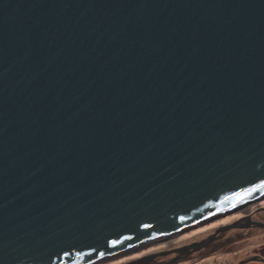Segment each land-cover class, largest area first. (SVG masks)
<instances>
[{
  "label": "water",
  "instance_id": "obj_1",
  "mask_svg": "<svg viewBox=\"0 0 264 264\" xmlns=\"http://www.w3.org/2000/svg\"><path fill=\"white\" fill-rule=\"evenodd\" d=\"M261 184L264 0H0V264L98 263Z\"/></svg>",
  "mask_w": 264,
  "mask_h": 264
},
{
  "label": "rangeland",
  "instance_id": "obj_2",
  "mask_svg": "<svg viewBox=\"0 0 264 264\" xmlns=\"http://www.w3.org/2000/svg\"><path fill=\"white\" fill-rule=\"evenodd\" d=\"M258 208L254 210L256 212L260 207L264 206V200L260 204L256 205ZM244 208V207H243ZM241 208V209H243ZM239 209V210H241ZM238 211V210H237ZM237 211H234L232 213H229L230 215L233 213H236ZM241 216L239 215H234V217H229L228 215H225V217L221 221H216L214 218L210 221H205L201 226L197 227V229L190 230L188 228L187 231H183L179 236H178V242L172 243L170 245H164L163 243L165 241H158L154 243V249L147 251L146 249H140L139 251H136L137 253H130L121 256L118 260H122L121 264L127 263L130 261H136L140 258H143L147 255H150L154 252L160 251V250H165L171 247H179V244L181 246L189 243H193L197 241L198 239L209 235L210 233L216 231L217 229L221 228L222 226L229 224L231 222L237 221V217ZM234 219V220H233ZM236 219V220H235ZM181 240V241H179ZM161 242H163L161 244ZM258 248H264V229H259L255 228L252 233H248L244 235L243 237L234 240L227 245L220 246L218 248V251L221 254L213 255V256H203L205 258H202L204 262H208V264H221V262L226 263L228 262L229 264H234L237 261H239L242 258H247V257H252V255L255 253L253 249H258ZM146 250L147 252H144ZM225 252H229L228 254H225ZM217 253V252H215ZM132 254V255H131ZM197 257V256H196ZM249 259V258H248ZM195 257L189 258L188 261L185 260V264H199V261L194 263ZM113 263V261H110ZM109 264V263H105Z\"/></svg>",
  "mask_w": 264,
  "mask_h": 264
},
{
  "label": "flooded vegetation",
  "instance_id": "obj_3",
  "mask_svg": "<svg viewBox=\"0 0 264 264\" xmlns=\"http://www.w3.org/2000/svg\"><path fill=\"white\" fill-rule=\"evenodd\" d=\"M258 200V199H257ZM247 207H250V206H247ZM246 206L243 208V209H241V210H238L236 213H233V214H229V217H234V215H241V216H239V217H237V220H239V221H245V223L246 224H248V223H250V221H258V220H260V219H258V220H256L255 219V217L257 216V214H256V212H254V210H256V208H258V206H255V207H253L252 209H250L249 211H247L246 210V208H247ZM259 216V215H258ZM253 220H252V219ZM234 220V219H233ZM236 220V219H235ZM239 224V223H238ZM245 224V225H246ZM240 225V224H239ZM199 227V226H198ZM257 228L258 226H256V225H252L251 227H245V228ZM258 228H261V227H258ZM194 229H197V227L196 228H194ZM194 229H192V230H194ZM203 241H205V240H203ZM156 243V242H155ZM154 243L153 242H151V243H148V244H145V245H142V246H137V247H135L134 249H133V253H135L136 251H139L140 250V248H144V249H146L147 251H149V250H153L154 248H152V247H154V245H153ZM203 245H205L204 243H202ZM195 245H197V242H193V243H189V244H185V245H183V246H181V244H179V247H172V249H173V252L175 253V258L173 259H169V261H168V263L170 262L171 264H185V260H187L188 261V258L190 257V256H192V255H196L197 257H195V261H194V263L197 261V259H198V261H199V264H208V262H204L203 260H202V258H205V257H203V256H213V255H217V254H223V253H220L219 251H218V249H214V247H211L210 245H212V244H210V245H208V246H206V247H203V248H195L194 246ZM137 249V250H136ZM146 250H144L145 252H147ZM132 251V250H131ZM131 251H128L127 253H129V252H131ZM253 251L255 252L253 255H252V257H247V258H242V259H240L239 261H237L236 263H234V264H264V248L262 249V248H258V249H253ZM215 252H217V253H215ZM132 253V254H133ZM156 253H158L159 255H161L163 252L160 250V251H158V252H156ZM229 252H225V254H228ZM131 254V255H132ZM115 258V257H114ZM249 258V259H248ZM252 258H254V259H252ZM105 260H107V259H102V260H100L101 262H99V263H97V264H105L104 263V261ZM109 261H108V263L109 264H117V263H121V261L122 260H112V259H108ZM158 260V259H157ZM110 261H113V263L112 262H110ZM149 262V261H148ZM162 264H164L162 261H160ZM168 263H166V264H168ZM149 264V263H148ZM221 264H229L228 262H226V263H223V262H221Z\"/></svg>",
  "mask_w": 264,
  "mask_h": 264
},
{
  "label": "bare ground",
  "instance_id": "obj_4",
  "mask_svg": "<svg viewBox=\"0 0 264 264\" xmlns=\"http://www.w3.org/2000/svg\"><path fill=\"white\" fill-rule=\"evenodd\" d=\"M258 199V200H257ZM263 200H264V195L263 196H261V197H259V198H256L255 199V201L254 202H252V203H250L249 205H247V206H250V207H247L246 208V210L247 211H249L250 209H252L253 207H255L256 205H258V204H260L261 202H263ZM228 215V218H229V214H227ZM225 216H223V215H217V217H215L214 219L216 220V221H221L223 218H224ZM210 220H212V219H209V220H205V221H210ZM201 224H203V223H201ZM201 224H199V226H201ZM197 226L195 225V226H191L190 227V230H192V229H194V228H196ZM189 229V228H188ZM188 229H184V228H182V229H180V230H177V231H175V232H173V233H170V234H167V235H165V236H162V237H159V238H157L156 239V241H152L153 243H155V242H158V241H165L164 243L163 242H161V244L163 243L164 245H170V244H172V243H175V242H178V236L183 232V231H187ZM179 241H181V240H179ZM142 245H145V243L144 244H142ZM141 245V246H142ZM152 248H154V247H152ZM140 249H144V248H140ZM137 250V249H136ZM145 252V251H144ZM130 253H133V250L131 251V252H129V253H123V254H118V255H114V257L116 258V259H119L121 256H123V255H126V254H130ZM137 252H135V254H136ZM112 257V256H111ZM104 259H106V257H104ZM108 259L109 258H107V260H105L104 261V263H108Z\"/></svg>",
  "mask_w": 264,
  "mask_h": 264
},
{
  "label": "clouds",
  "instance_id": "obj_5",
  "mask_svg": "<svg viewBox=\"0 0 264 264\" xmlns=\"http://www.w3.org/2000/svg\"><path fill=\"white\" fill-rule=\"evenodd\" d=\"M198 227V226H197ZM184 229H186V228H184ZM189 229H190V227H189ZM124 253H127V251H124ZM118 254H123V253H117V254H113V255H111V256H109V257H107V258H109V259H112V260H117L116 258H114V255H118ZM106 258V259H107ZM100 260H102V259H99L98 261H100ZM109 261V260H108ZM101 262V261H100ZM99 263V262H98ZM94 264H97V263H94ZM118 264V263H117Z\"/></svg>",
  "mask_w": 264,
  "mask_h": 264
},
{
  "label": "snow or ice",
  "instance_id": "obj_6",
  "mask_svg": "<svg viewBox=\"0 0 264 264\" xmlns=\"http://www.w3.org/2000/svg\"><path fill=\"white\" fill-rule=\"evenodd\" d=\"M259 187L264 188V184L259 185ZM146 227H147V226H146ZM113 243H116V242L113 241ZM66 254H67V253H66Z\"/></svg>",
  "mask_w": 264,
  "mask_h": 264
}]
</instances>
